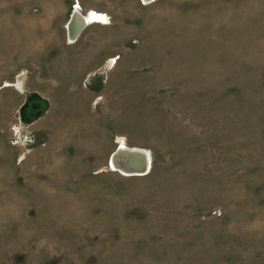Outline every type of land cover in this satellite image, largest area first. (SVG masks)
<instances>
[{
  "label": "rangeland",
  "instance_id": "rangeland-1",
  "mask_svg": "<svg viewBox=\"0 0 264 264\" xmlns=\"http://www.w3.org/2000/svg\"><path fill=\"white\" fill-rule=\"evenodd\" d=\"M0 264H264V0H0Z\"/></svg>",
  "mask_w": 264,
  "mask_h": 264
},
{
  "label": "water",
  "instance_id": "water-1",
  "mask_svg": "<svg viewBox=\"0 0 264 264\" xmlns=\"http://www.w3.org/2000/svg\"><path fill=\"white\" fill-rule=\"evenodd\" d=\"M73 15L75 16V13ZM75 32L77 33V30ZM123 154H126L125 165L122 166L116 163V166L114 168L111 164L112 158H115L116 156L121 157ZM151 161V155L146 150H139L138 148H128L121 150V148L119 147L112 154L110 158V165L114 170L120 171L127 175H145L149 172L151 168ZM121 169H123L124 171Z\"/></svg>",
  "mask_w": 264,
  "mask_h": 264
},
{
  "label": "bare ground",
  "instance_id": "bare-ground-1",
  "mask_svg": "<svg viewBox=\"0 0 264 264\" xmlns=\"http://www.w3.org/2000/svg\"><path fill=\"white\" fill-rule=\"evenodd\" d=\"M75 16L73 15L72 16V19L71 21L69 22L68 24V30L69 31V36H70V39L73 41L75 38H77L79 32L83 29V27L85 26V22L86 20H89L88 18L85 20L81 14L78 12V11H75ZM72 22V23H71ZM77 30V33L75 32ZM115 60L112 59L111 60V63H113ZM120 148L121 150L123 149H128L129 147H127L126 145L124 144H121L120 145ZM139 149V148H138ZM141 150V149H139ZM143 150V149H142ZM126 154H123L121 157H115V158H112V161H111V164L112 166L115 168V164L118 163L120 165H125V161H126V157H125ZM123 163V164H122ZM123 170V169H121ZM124 171V170H123Z\"/></svg>",
  "mask_w": 264,
  "mask_h": 264
}]
</instances>
